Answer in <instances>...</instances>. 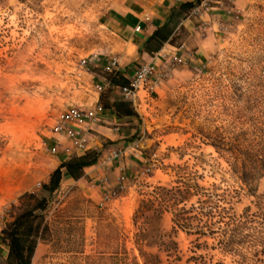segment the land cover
I'll return each mask as SVG.
<instances>
[{"label":"rangeland","instance_id":"374dc122","mask_svg":"<svg viewBox=\"0 0 264 264\" xmlns=\"http://www.w3.org/2000/svg\"><path fill=\"white\" fill-rule=\"evenodd\" d=\"M221 1L219 16L196 19L192 36L183 30L174 37L172 45L185 43L191 55L187 65L140 94L137 119L120 133L128 144L141 140V148L119 159L126 189L100 208L101 195L117 184L119 170L112 165H98L78 181L64 178L51 196L42 190L68 161L49 152L55 142L67 144L52 128L59 113L86 108L103 92L104 102L120 98L99 67L114 58L128 78L142 64L139 33L123 28L138 20L139 2L0 0V235L20 196L47 198V230L32 264H143L134 245V211L154 188L178 181L215 185L236 217L253 209L229 156L242 154L244 142H259L264 131V0ZM101 144V153L111 145ZM256 186L264 195V177ZM171 220L169 212L162 215L160 232L177 244L176 264L200 255L208 264H234L215 241L172 232ZM147 251L168 264L158 248ZM4 260L0 256V264Z\"/></svg>","mask_w":264,"mask_h":264},{"label":"trees","instance_id":"16d2710c","mask_svg":"<svg viewBox=\"0 0 264 264\" xmlns=\"http://www.w3.org/2000/svg\"><path fill=\"white\" fill-rule=\"evenodd\" d=\"M192 6L183 4L181 7L189 11ZM172 32L167 27L157 30L144 45V50L151 54L157 53ZM173 39L169 41L170 44H173ZM107 77L112 88L127 85L121 73ZM103 93L99 96V102L104 109L112 110L117 119H137L130 103L117 97L104 102ZM244 144L242 154H231L229 161L233 174L254 198L253 209L249 207L243 215L236 217L230 204L218 195L219 189L215 185L206 189L197 183L178 181L170 188L156 187L139 200L132 216L134 245L143 264H163L159 255L147 251L152 248H158L168 264L181 261L177 244L171 239L164 240L160 232L161 217L168 212L172 216V232L181 231L187 236H195L196 242L199 239L215 241V247L224 256H229L234 264H264V195L257 194L256 186L258 180L264 177V131L256 144ZM243 149L256 152H243ZM100 156L101 152L90 151L61 164L50 175L42 190L51 196L60 188L64 178L80 180L84 170L96 165ZM17 202L19 207L16 214L1 230L2 243L8 247L4 261L5 264H32L39 240L47 230L43 213L47 209L48 200L26 193ZM197 246L200 247V244ZM204 246L207 247L205 242ZM191 262L208 264L202 255L193 256L186 263Z\"/></svg>","mask_w":264,"mask_h":264},{"label":"built area","instance_id":"2783aa9c","mask_svg":"<svg viewBox=\"0 0 264 264\" xmlns=\"http://www.w3.org/2000/svg\"><path fill=\"white\" fill-rule=\"evenodd\" d=\"M222 5L221 0H197L189 10L188 18L191 20L201 19L203 16H219ZM226 13L230 12L226 10ZM143 21L150 22V17L145 16ZM205 25V24H203ZM140 27L134 29L135 33L140 32ZM182 47V46H181ZM183 48V47H182ZM181 48V49H182ZM183 61L178 54H172L167 51H161L151 56L149 62L139 65L128 78L126 86L118 87L119 97L131 104L132 108L137 111L138 103H141V93L150 94L157 85L167 79L179 65H187V58ZM189 59V58H188ZM188 61V62H187ZM85 63L82 62V65ZM105 75H114L120 72V66L114 58L104 62L99 67ZM124 77V76H123ZM105 109L97 101L92 107H71L59 113L53 123V134L63 137L67 144L55 142L54 146L49 149L51 155H58L60 152L67 159H74L76 155L85 154L90 151V146L94 140V127L109 125L115 131H119L120 125L115 122H109L104 118ZM141 140L129 144L124 149L110 151L101 156L99 166L109 167L126 155L127 151H138L141 148ZM119 176L115 188H111L101 195L98 206L105 208L112 202L116 201L126 189L123 168H118ZM101 183L103 181H100Z\"/></svg>","mask_w":264,"mask_h":264},{"label":"crops","instance_id":"0c3cea01","mask_svg":"<svg viewBox=\"0 0 264 264\" xmlns=\"http://www.w3.org/2000/svg\"><path fill=\"white\" fill-rule=\"evenodd\" d=\"M138 2H139L138 5L139 12L136 14L133 13V16L138 18V20L131 18L130 21L134 25L132 26V24H129V22H124L125 24L123 28L126 30L127 34L135 33L134 29L137 27L141 28L139 34L137 35L138 37L135 38L138 41H140L139 44L137 45L138 46L137 51L140 53V58H141L140 60L142 61V64L149 62L151 56L156 54V53L151 54L146 52L144 50V45L157 30L162 29L163 27H167L173 32L169 37V39L165 43H163L161 49L157 53L161 51L163 52L167 51L172 54L176 53L182 58L183 61H185L184 60L185 58L187 59L190 58L191 55L189 54V51L185 43H182L178 47H175L172 44H170L169 41L172 38L178 36L179 33H181L183 30L190 33L191 34L190 36H192V34L196 32L197 30L196 22L194 20L189 19L187 17L189 11L181 7L183 4L194 5L196 3V0H138ZM145 16L150 17V22L145 23L143 21ZM107 86H109V84H107ZM102 87L104 88V86ZM112 89L114 90L112 93L116 95L118 92L117 91L118 87ZM97 101L98 99L96 98V100H94L90 106H86V108L92 107ZM104 118L109 122H115L118 125H120V129L119 131H115L114 129H112L111 126L106 124L94 127V140L90 146V151H98V149H101L102 148L101 140H107L110 141L111 143L109 147L104 149V151L101 153V156L106 153H109L110 151L123 149L125 148L124 145L126 146L129 145L126 141H123V139H125L126 137L124 136V132L120 133V131L122 130L121 129L122 127H125L126 125H130V124L132 125L133 121L135 120L132 117L117 119L113 114L112 110H108V109H105ZM120 145L123 146L121 147ZM85 154L76 155L75 158L82 157ZM58 157H60L62 161L64 160L70 161V159H67V157L63 154V152H60L58 154ZM100 158L98 159L96 165L84 170V175H83L84 177L88 175V173L90 172H93L94 174L95 171L96 172L98 171L99 169L98 164ZM112 167H114V169L121 168L119 162H115L114 164H112ZM66 181L72 182V179L67 178ZM0 242H1V235H0ZM7 252H8V247L5 244H2V250H0V256L3 257V259L6 258Z\"/></svg>","mask_w":264,"mask_h":264}]
</instances>
